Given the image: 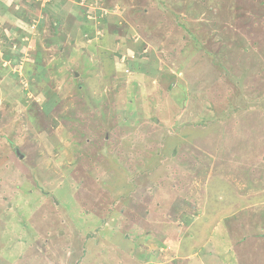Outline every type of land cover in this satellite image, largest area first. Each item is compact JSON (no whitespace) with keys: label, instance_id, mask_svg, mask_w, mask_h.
<instances>
[{"label":"rangeland","instance_id":"374dc122","mask_svg":"<svg viewBox=\"0 0 264 264\" xmlns=\"http://www.w3.org/2000/svg\"><path fill=\"white\" fill-rule=\"evenodd\" d=\"M0 264H264V0H0Z\"/></svg>","mask_w":264,"mask_h":264}]
</instances>
